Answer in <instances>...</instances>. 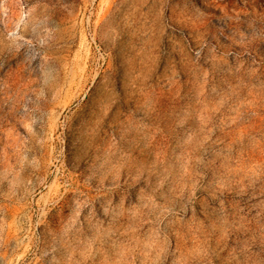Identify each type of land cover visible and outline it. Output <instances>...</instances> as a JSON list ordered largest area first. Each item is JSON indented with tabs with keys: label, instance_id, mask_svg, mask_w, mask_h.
<instances>
[{
	"label": "rangeland",
	"instance_id": "obj_1",
	"mask_svg": "<svg viewBox=\"0 0 264 264\" xmlns=\"http://www.w3.org/2000/svg\"><path fill=\"white\" fill-rule=\"evenodd\" d=\"M0 264H264V0H0Z\"/></svg>",
	"mask_w": 264,
	"mask_h": 264
}]
</instances>
